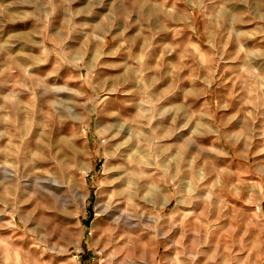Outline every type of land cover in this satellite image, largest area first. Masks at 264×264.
<instances>
[{
    "label": "rangeland",
    "instance_id": "rangeland-1",
    "mask_svg": "<svg viewBox=\"0 0 264 264\" xmlns=\"http://www.w3.org/2000/svg\"><path fill=\"white\" fill-rule=\"evenodd\" d=\"M153 263L264 264V0H0V264Z\"/></svg>",
    "mask_w": 264,
    "mask_h": 264
},
{
    "label": "bare ground",
    "instance_id": "bare-ground-1",
    "mask_svg": "<svg viewBox=\"0 0 264 264\" xmlns=\"http://www.w3.org/2000/svg\"><path fill=\"white\" fill-rule=\"evenodd\" d=\"M28 68H30V67H28ZM20 102V101H19ZM21 104V103H20ZM122 128V127H121ZM120 128V129H121ZM123 130V129H122ZM125 130V129H124ZM122 132V131H121ZM127 132V131H126ZM125 134V133H124ZM127 134V133H126ZM131 135V134H130ZM124 137V136H123ZM127 137H125V139H126ZM119 140V139H118ZM122 140V139H121ZM127 143V139L126 140H123V141H121V142H119L118 144H116L117 145V147L118 146H120V145H125ZM130 151H131V154H133L134 155V152L136 151V150H134L133 151V149H130ZM137 152V151H136ZM141 152V151H140ZM143 152V151H142ZM139 154V153H138ZM143 155H144V152H143ZM138 157V156H137ZM26 158V157H25ZM141 161L140 162H144V163H146V160L145 159H140ZM128 175V174H127ZM132 177H133V175H132ZM116 178L117 179H119V180H121V181H126L127 182V180H129V181H131L128 177H127V179L126 178H123V176L121 177V175H117L116 176ZM136 178V177H135ZM134 178V179H135ZM132 179V178H131ZM136 180V179H135ZM136 182V181H135ZM135 182H132V183H135ZM128 183H130V184H132L131 182H128ZM128 186V185H127ZM132 186H134V185H132ZM129 188H130V186H129ZM9 189V188H8ZM132 190H133V188H132ZM122 192V194L123 195H125L124 197L128 200V199H131L132 197H133V195H132V192H131V188L130 189H128V190H120V193ZM166 201V200H165ZM164 201V202H165ZM126 203V202H125ZM163 203V202H162ZM128 204V203H127ZM67 230V229H66ZM70 231V230H69ZM65 232V231H64ZM66 233V232H65ZM70 233V232H69ZM70 235V234H69ZM65 236H67V235H65ZM109 236V234L106 232V235H104V239H105V243H104V245H106L107 243H106V239H108V238H106V237H108ZM153 264H155V263H153Z\"/></svg>",
    "mask_w": 264,
    "mask_h": 264
}]
</instances>
